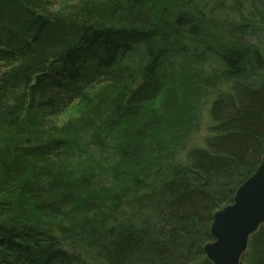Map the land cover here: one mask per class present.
<instances>
[{
    "label": "trees",
    "instance_id": "1",
    "mask_svg": "<svg viewBox=\"0 0 264 264\" xmlns=\"http://www.w3.org/2000/svg\"><path fill=\"white\" fill-rule=\"evenodd\" d=\"M59 3L0 0V264H213V215L264 156V83H243L264 71L257 24L205 0ZM177 58L202 90L231 83L211 103L217 134L185 162L136 169L169 147L168 119L145 105ZM76 100L81 112L57 122ZM91 146L131 166L126 184L75 175L67 162ZM244 264H264V224Z\"/></svg>",
    "mask_w": 264,
    "mask_h": 264
},
{
    "label": "rangeland",
    "instance_id": "2",
    "mask_svg": "<svg viewBox=\"0 0 264 264\" xmlns=\"http://www.w3.org/2000/svg\"><path fill=\"white\" fill-rule=\"evenodd\" d=\"M78 0H59V7L70 5ZM209 7H221L222 3L227 7H236L239 10L245 11L239 14L232 15L230 21L232 23H246L255 22L258 26V35L262 38L260 41L263 44L262 51L264 52V0H205ZM252 4V9L248 10L249 5ZM234 18V19H233ZM257 35V36H258ZM172 69H165L164 72L167 76L165 80L163 95L160 96L155 102L145 105L146 111L153 115H157L163 120H167V132L165 139L170 142L169 147L165 149L164 154L172 153L165 157L163 153L160 156L157 154L147 155L141 159L136 169L156 168L161 159L164 157L168 159L174 156L177 162H185L190 150L196 148L206 147V140L217 134L215 127L217 123L210 116V107L212 100L216 95L222 93L232 92L231 83H224L220 86L216 94H211L208 91L202 90L196 85L197 80L185 71V63L181 60L175 59ZM211 64L208 62V67ZM198 75V73H197ZM195 75V76H197ZM244 79L243 83L252 85L254 87L261 86L264 83V71H260ZM191 78V79H190ZM178 94V102L176 105V114L163 115L160 111L161 102L168 94ZM83 106L79 100H76L63 114L56 118L57 122H63L66 119L76 116L81 112ZM165 130V131H166ZM162 157V158H161ZM116 156L111 155L110 150L101 151L94 146L82 149L76 156L67 162L69 168L79 175L82 172L93 171L97 175L98 186L102 185L106 188H113L114 184H126L127 178L125 174L131 170V166L120 164L118 169H113L116 163ZM140 171V170H138ZM129 173V172H128ZM249 250V249H248ZM248 252V251H247ZM244 264V258L242 260Z\"/></svg>",
    "mask_w": 264,
    "mask_h": 264
},
{
    "label": "water",
    "instance_id": "3",
    "mask_svg": "<svg viewBox=\"0 0 264 264\" xmlns=\"http://www.w3.org/2000/svg\"><path fill=\"white\" fill-rule=\"evenodd\" d=\"M264 224V156L257 170L237 189L234 201L216 211L213 241L204 251L213 264H242L251 236Z\"/></svg>",
    "mask_w": 264,
    "mask_h": 264
}]
</instances>
